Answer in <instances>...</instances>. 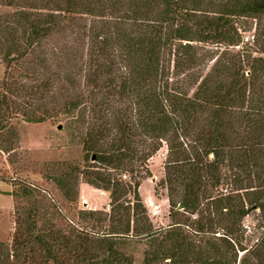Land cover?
I'll return each instance as SVG.
<instances>
[{"label": "trees", "instance_id": "1", "mask_svg": "<svg viewBox=\"0 0 264 264\" xmlns=\"http://www.w3.org/2000/svg\"><path fill=\"white\" fill-rule=\"evenodd\" d=\"M0 5L13 9L0 18V149L10 155L17 147L11 121L19 116L34 123L71 117L93 165L48 163L44 177L70 203L79 199L81 175L110 199L108 212L84 209L80 224L60 225L45 192L13 190L26 204L0 241V264H264V47L259 56L225 51L208 72H196L193 44L239 46L234 17L264 18V0ZM52 39L59 47L44 51ZM172 56L174 70L185 72L180 82ZM164 143L159 184L171 223L156 227L139 173L150 175L148 160ZM256 209L262 235L248 247L243 221Z\"/></svg>", "mask_w": 264, "mask_h": 264}, {"label": "rangeland", "instance_id": "2", "mask_svg": "<svg viewBox=\"0 0 264 264\" xmlns=\"http://www.w3.org/2000/svg\"><path fill=\"white\" fill-rule=\"evenodd\" d=\"M12 11V8L0 5V18ZM234 20L237 24L238 32L241 35H253V40L246 44H240L234 49L229 47L227 50L224 45L217 46L209 43L193 42L196 47L194 49L200 58L197 65L199 68L196 72H201L202 69H206L205 72H208L218 57H221V59L226 58L224 53L227 52L225 51L234 54L238 52L239 54L244 53L245 56L246 53L252 54V56L261 55L259 49L264 47V18L245 15L236 16ZM60 36L56 35V38ZM59 39H65V37H60ZM59 42L60 40L57 39L50 40L48 44H45L44 51L47 52L59 47ZM61 43L63 42L61 41ZM212 55H214L213 59H211ZM173 59L174 56H172L171 63V73L174 75L173 82H180L185 72L183 68L174 70ZM5 74L6 65L0 54V82L4 79ZM11 125L19 131L20 139L14 152L10 155L0 149V241L5 242L8 240L9 233L15 228L16 218L22 216L26 199L20 197L16 200L11 194L13 190H19L20 186H34L42 194L45 192L47 202L52 205V209L55 211L56 208L58 215L62 214L63 219L58 222L60 225L71 224V222L80 224L78 214L84 209L109 211V192L96 189L85 183L82 175L80 177L79 199L74 204L68 202L61 195L53 181L44 177V167L48 163L53 165L60 161H66L74 162L84 167L94 162L92 160L88 162L84 159L79 131L81 128L78 127L77 122L73 118L61 116L42 123H34L25 121L19 116L11 121ZM140 144L141 150H144L146 147L142 142ZM167 152L168 147L164 143L159 151L148 160L147 165L151 171L150 175H145L144 170L139 173L142 178L139 190L144 202L146 203L147 200H150L160 205V210L157 212L147 208L149 216L156 227H167L171 223L167 190L159 184L164 178V162ZM135 175L137 176L138 174L134 172L132 174L133 178H135ZM132 176L129 173L123 174V178L127 177L130 179ZM222 189L226 191L225 187H222ZM196 217L197 215L193 216V218ZM260 222L262 223V217L258 209L251 211L244 218V242L248 247L253 245L262 235V230L259 228ZM243 253H240V257Z\"/></svg>", "mask_w": 264, "mask_h": 264}, {"label": "built area", "instance_id": "3", "mask_svg": "<svg viewBox=\"0 0 264 264\" xmlns=\"http://www.w3.org/2000/svg\"><path fill=\"white\" fill-rule=\"evenodd\" d=\"M253 38H254L253 35L243 34L242 35V44L247 43V42H250L251 40H253ZM146 206H147V208H151L155 212H157L158 210H160V205L157 204V203H155V202H153V201H150V200H147Z\"/></svg>", "mask_w": 264, "mask_h": 264}]
</instances>
